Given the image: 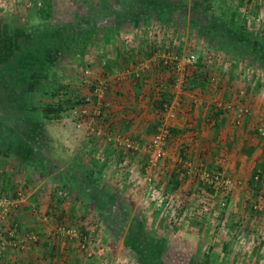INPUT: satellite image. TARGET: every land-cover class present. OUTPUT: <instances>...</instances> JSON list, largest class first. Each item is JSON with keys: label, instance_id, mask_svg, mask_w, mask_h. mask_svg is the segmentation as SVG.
Wrapping results in <instances>:
<instances>
[{"label": "rangeland", "instance_id": "rangeland-1", "mask_svg": "<svg viewBox=\"0 0 264 264\" xmlns=\"http://www.w3.org/2000/svg\"><path fill=\"white\" fill-rule=\"evenodd\" d=\"M31 1L0 0V76L14 87L16 101L26 104L24 113L6 120L0 130V196L17 200L16 193H22L16 208L10 211L11 218L20 211L41 213L53 228L55 239L62 238L63 242L71 244L75 241L80 249L83 245L79 235H88L87 246L93 254L88 257L84 251V256L89 264H114L113 251H116L117 261L124 264L134 260L138 264L137 255L146 264H264V176L261 170L255 168L251 174V177L261 176L260 182L254 180L257 183L253 190L244 188L243 191L239 185V181L250 174H225L219 169L208 170L221 172L231 179L232 188L211 189L199 180L198 186L189 190L188 187L178 188V181L190 175L183 174V161L180 164L175 161L170 179L163 187L167 171L159 167L167 163L166 151L156 167H149L147 176L153 180L149 185L144 179L148 160L145 147L161 123L162 113L157 108L154 115L150 114L155 119V130L149 134L150 138L139 140L141 146L137 150L124 153L134 161L136 175L121 170L112 162L114 157L104 161L94 158V150L88 152L81 144L86 141L87 145L90 139H96L91 129L102 130L104 117L113 115L105 101L108 90L99 98L94 95L95 87L109 86V81L114 80L115 85L131 80L128 67L122 68L125 74L119 72L111 78L103 72L102 80V70L97 72L98 62L93 59L98 52L99 56H127V64L133 69L135 62L139 63L140 69L131 75L140 85L145 83L142 72L153 63V59H149H156L155 67L164 72L165 82L154 85L157 87L154 97L170 104L176 100V92L180 96L187 94L190 102L184 99V104L191 111L199 102L204 105L209 101L212 106L204 115L208 131L216 128L217 121L224 117H229L230 121L236 119L240 124L247 118L253 124L249 138L252 144L256 143L251 152L257 154L260 150L259 159L263 161L264 136L260 129L264 130V113L255 107L264 100V0H212L206 10L203 0H53L50 10L32 18L30 14L39 6ZM182 3L186 6L178 8ZM235 7L240 9L235 19L242 28L239 32L228 27ZM86 41L90 46L85 45ZM190 55L195 60L185 71L193 68L199 58L204 64L202 75L208 81L201 96L187 92L185 80L183 87L176 88L174 84L173 57L183 63ZM133 56L140 57L137 61ZM52 94V103H61L63 115L50 123L55 125L50 132L66 128L70 143L74 141L70 145L72 160L59 165L52 154L68 146L63 141L59 148L58 139L41 137L36 124L39 119L32 118L33 112H40L42 106L49 104ZM69 100L85 110L79 127L68 121L70 113L63 110ZM102 103L108 107L97 116ZM188 108L185 113L190 120ZM218 112L220 115L216 118ZM26 114L29 119L25 120ZM228 114L230 116H226ZM174 120L171 130H176L172 126ZM232 127L241 128L238 124ZM178 135L171 131L167 150ZM211 143L205 150L214 152L224 148L223 145L217 148L216 141ZM115 145L112 142L105 149L115 151ZM53 167L57 169L49 174L50 179L41 180ZM38 186L44 187L48 198L31 210L29 202L36 196L32 191ZM225 201L227 204L223 207L221 204ZM136 216L139 219L134 221ZM128 229H132L131 234H126ZM128 246L130 249L138 247L137 252H131L135 258L130 256ZM117 248L121 249L117 251Z\"/></svg>", "mask_w": 264, "mask_h": 264}, {"label": "crops", "instance_id": "crops-1", "mask_svg": "<svg viewBox=\"0 0 264 264\" xmlns=\"http://www.w3.org/2000/svg\"><path fill=\"white\" fill-rule=\"evenodd\" d=\"M182 4L183 5H177L178 8H180L181 6H186L184 5V3ZM95 54L96 55H94L93 59H96L98 62V65L96 64L99 67L97 69V72L100 73V71L102 70L100 73L102 80L104 73L110 76V78L118 75L117 73L119 72L121 74H125L122 73L123 67H128L129 69H131V71L127 70V72L130 73V75L128 74L129 75L128 77H131V80H129L128 82L122 81L118 85H115L116 83L115 80L109 81L111 85L109 84L108 86L109 93L107 92L105 94V101L108 102L113 115L111 118L104 117L102 122L103 126L101 127L102 130H100L102 132V135L96 139L94 137L95 142L93 139L90 138H89L90 140L88 139L89 142H87V145L85 143L86 141H84V143L80 141L81 144L86 147V150L88 152H90L91 149L94 150L95 152L94 158H96V153L101 148L105 150L104 152L106 153V155L109 154L107 149H105L107 148L106 143L104 142L105 129L106 130L109 129L110 131L112 130V133L114 134H121L123 136L128 135L140 141L150 138L149 136L152 135V133L155 130V125L153 124L155 123V119L152 117V115H150L152 112L153 115L155 113V105L153 101L156 99V97L154 96L157 92V87H155L154 85L159 83L163 84L165 82L164 72L161 70L160 67L158 68L155 67L157 65L155 63L156 59L154 58L149 59L150 61L153 59L152 60L153 63L150 64V68H148L146 71L142 70L143 71L142 73H144L142 78L144 79L145 83L140 85V83L137 82L139 80H135V78H133V75H131V72H135L140 69L138 66L139 63L137 64L135 62L134 64L135 68L133 69L132 68L133 66L131 67L130 64L129 65L127 64L128 62L127 56H122L119 54H117V56L116 55L99 56L98 52H96ZM139 57L140 56H133V58L137 59V61ZM93 59L91 58L90 60L93 61ZM117 79L119 80V78ZM178 97L181 98L180 100L181 107L177 112V118L176 120H174L172 126L175 127L174 129H176L175 133L179 135L177 136L176 140L171 143V145L167 150L168 156L166 160L168 164L167 163L166 165L160 164L159 167L160 170L163 169L164 171L165 170L167 171V175L165 174V177L162 182V186L165 187L166 184L168 183L170 179L169 176L173 171L174 168L173 166L175 164V161H178L179 164L181 163V161H183L182 166L185 172L183 171L182 172L183 174L190 175L191 178L189 177L186 180L182 179L178 181L179 183L178 188L188 187L190 190V189H195L198 186L196 184L197 181H199L200 179L197 177V169L199 165L202 163L207 169L210 170L219 169V171H223L225 172V174H235L240 176H242V174L244 173L247 175L250 174V176L248 175L249 177L247 179L245 175V177H243L239 181V185H241L240 189L241 190L243 189V191L244 188L251 190L249 189V187H247V184L249 186L251 174L253 173V170L256 168V165L261 162V159H259L260 150L257 154H253L251 152L256 147V143L254 142V144H252L251 142L252 139L249 138L251 137V133H252L251 129L253 124L250 121H248L247 118L246 120L245 118H243L241 124L240 121L236 122L235 119L233 121L239 126H241V128L240 127L233 128L232 126L236 124L233 121H230L229 117H224L222 120L217 121L216 128L214 127L212 128V131H208V128L206 129L204 126V122H205L204 120L212 104L209 105L210 104L209 101L206 102L207 104L204 103V105L201 102H199L198 106L197 105L194 106L193 104H191L192 106H194L193 110L191 111V109L184 104L186 100L190 102L189 96L184 93L181 94L180 96V94L176 92V96L174 97V99H177ZM191 103L193 102L191 101ZM187 108L191 111L189 114L190 120L187 118L185 113V109ZM257 109L258 110L261 109L264 113V100L263 102H259L256 105L255 110ZM253 112L255 114V111ZM226 116H230V114ZM52 121L53 120L51 121L42 120V119L37 120L36 124L39 126V128L37 129L41 137L43 136L45 138H50L53 140L58 139L57 144L59 148H61V146L59 145H63V141H64L65 146L68 147L66 149L64 148L58 149L59 151L57 150V152H55L54 155L52 154V156L58 160L57 162L53 158V160H55V162L58 165L60 163L65 164L68 162V160H72L71 158L72 154L70 155L72 149L70 150V145L72 146L74 144V141L70 143L71 138L70 136H68V129L66 128H63L64 130H60V131L58 130L59 132H55L56 135L55 133L50 132V130L55 127V125L50 124L52 123ZM205 125L207 127L208 124L205 122ZM226 133H228L227 136L224 135ZM74 138L78 140L76 137ZM213 141L214 142L216 141L218 143L217 148L220 145H223L224 148L222 150L219 149L214 152L210 150L209 151L205 150V147L209 145V143L211 146L213 144L211 142ZM111 152L113 155L117 156V158H119V156L122 153L118 149ZM179 154H181L182 159L179 157ZM89 155L91 157L94 156V154L92 155V153H90ZM42 156L43 155L39 156L41 161L43 160ZM135 156L136 158L138 157V155ZM131 162L134 166V161ZM53 168L52 171L47 172L48 174L46 172H43V174H47V175L45 176L42 175L44 179L42 178L41 180L43 181L49 180L50 179L49 174L51 172H55V170L57 169L56 167ZM24 169L28 171L27 167H25ZM68 169L70 170L69 167ZM140 169L143 168H139V170ZM21 172H25V171L22 170ZM261 173H262L261 176H264V170H262ZM129 179H131V177H129ZM67 181H68V177H66V182ZM188 182H190V184ZM171 184L172 183H170V185ZM130 187H133V184L132 186L130 185ZM43 190L44 187L38 186L36 187L35 190L32 191L33 194L34 193L36 194V196L35 198H33L34 200L31 198L33 202L31 201L29 202V207H31V210H33L34 207L36 208V206L40 205L44 199L46 200L48 198L46 190L44 191ZM248 192L249 191L246 190L245 194H247ZM40 194L43 196L41 197ZM32 213H33L32 211H30L29 213L28 211L27 212L20 211L18 212V215H15L12 218V220L18 224L21 232L33 230L40 235L41 240L36 245L27 244V246L24 249H6L5 251L1 252L0 264H89L84 256V250H81L78 244L75 243V241L74 243L72 242L71 244V242L69 243L63 242L62 238L55 239L53 228L49 226L48 222L44 221L45 219L41 215V213L40 214L38 212H34V214ZM138 219H139L138 216H136L134 218V221H137ZM131 233H132V229L131 230L128 229L126 231V234H131ZM126 248L128 249V251H130L131 257H134V255L133 256L131 255V252L138 251V247H133L130 249V247L128 246ZM118 249L120 250L121 248H117V251ZM111 256L115 257L116 259L114 264H119V263L124 264L123 262L117 261L118 256H116V251H113ZM136 258L138 260V264L147 263L146 261H142L138 255ZM134 261L133 262L131 261L132 263L130 262L128 264H135Z\"/></svg>", "mask_w": 264, "mask_h": 264}, {"label": "built area", "instance_id": "built-area-1", "mask_svg": "<svg viewBox=\"0 0 264 264\" xmlns=\"http://www.w3.org/2000/svg\"><path fill=\"white\" fill-rule=\"evenodd\" d=\"M31 5V3H30ZM37 5H40L39 3ZM174 65L172 66V70L174 75L176 76L175 83L176 88L183 87L184 80H185V67L188 65H191L194 63L195 57L193 55L188 56V58L183 63H179V60L175 57H173ZM108 90V85L106 84H100L95 87L94 95H97L99 98H102L105 94V92ZM77 103V102H76ZM75 102L68 103L63 107V110L70 113V118L68 121H70L73 124H76L78 127L80 126L81 122L84 120L82 119V114L85 113L84 109L80 110V104H76ZM108 105L103 104L101 106H98V112L97 116H100L103 114L101 111L102 109H107ZM181 107L180 101L175 100L170 104L164 103L161 107V123L158 125V128L156 129V132L151 138L150 143L145 147L146 154H147V165L144 168V172H146V176L144 177L145 181L147 183L152 184L153 180L149 176H147V172H149V167H156L157 164L161 160L164 159L166 156L167 151V145L171 138V122L175 119L177 116V112L179 108ZM228 106H224V108H227ZM244 111V110H243ZM245 113L247 111L245 110ZM80 117V119H79ZM91 132H95V136L98 138L102 135V132L100 130H92ZM260 134L264 136V130L260 129ZM104 137H105V143L106 145L110 143L115 142L116 149L123 151L119 158L117 156L113 155L111 151H108L109 154L106 155L102 148L97 151L96 153V159H99L101 161H104L105 159H110L113 157L115 158V161H112L120 167L121 170H125L130 174L136 175V169L133 166L130 159L127 157L125 152L129 151H135L141 146V142L135 138H131L129 136H122L119 134L111 133V131H104ZM197 177L203 181L208 188L215 189L217 186L223 187L224 190L230 189L234 186L231 179L226 178L224 175H222L221 172H211L209 171L203 164H201L197 169ZM258 179V176L255 177V180ZM62 193V192H61ZM59 193V194H61ZM65 197L66 194L62 193ZM17 200L15 199H9L7 196H0V261H1V252L5 251L6 249H24L27 244L36 245L40 241V236L34 232V231H26L21 232L18 224L12 220L10 211L12 208H16L18 201L22 198V193L17 192ZM228 195V192L225 193V196ZM226 201L222 202V206H226ZM257 207L254 206V209ZM10 220V221H9ZM3 226L5 228H3ZM70 236H75L73 232H68ZM82 245L81 249L85 251V254L88 257H91L93 252L90 251L88 244V235H79Z\"/></svg>", "mask_w": 264, "mask_h": 264}, {"label": "trees", "instance_id": "trees-1", "mask_svg": "<svg viewBox=\"0 0 264 264\" xmlns=\"http://www.w3.org/2000/svg\"><path fill=\"white\" fill-rule=\"evenodd\" d=\"M51 2L53 0H33V3L37 8L36 12L34 14H30V17L32 18L33 16H43L46 11L50 10L52 7ZM203 2L206 4V7L204 10L207 8L209 9L210 2H213L212 0H203ZM40 4L37 6V4ZM201 14L204 13V11L199 7ZM240 9L238 7H235L234 10L232 11L231 18H230V24H228V27L233 29L235 32H239L242 30L241 27H239L235 23V19L239 15ZM90 34H92V31H90ZM87 46H90L88 44V41H86ZM165 70L169 69V66L165 67L163 66ZM204 70V64L202 63L201 59L199 58L193 68H188L185 74V86L184 88L186 89L187 92L189 93H196L197 95L201 96L202 92L205 89V83H207L208 79H206V76L202 75V71ZM169 82L172 81L170 76L168 77ZM14 87L8 83V85L5 83V80L2 79L0 76V130L3 127V123L6 120H10L15 114H21L26 108V104L24 103H18L17 100V92L13 91ZM54 94L49 95V104L44 107L42 106V110L40 112H33L32 113V118L35 120L36 119H42V120H56L57 118L62 117V106L61 103L59 104H54L52 103ZM155 108L161 110L162 105L164 104V100H162L160 97L155 99L154 101ZM71 103V101H67L66 104ZM29 111V110H26ZM24 113V112H23ZM40 114V116H38ZM25 115V114H24ZM218 115H220V112L215 114V117L217 118ZM28 114L25 116L26 118L29 119ZM215 118V119H216ZM217 120V119H216ZM172 132H175V130H171ZM256 169L258 170H264V160L261 161L259 164L256 165ZM256 171V170H255ZM258 176L259 182H260V175H254L253 177L250 178L249 182V189L253 190L255 185V177Z\"/></svg>", "mask_w": 264, "mask_h": 264}]
</instances>
